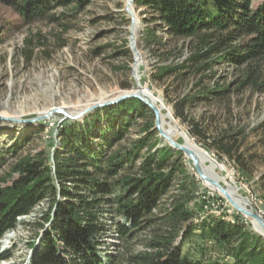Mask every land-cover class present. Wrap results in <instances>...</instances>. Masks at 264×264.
<instances>
[{"label":"rangeland","instance_id":"obj_1","mask_svg":"<svg viewBox=\"0 0 264 264\" xmlns=\"http://www.w3.org/2000/svg\"><path fill=\"white\" fill-rule=\"evenodd\" d=\"M79 2L70 0L68 4L58 6L52 16L27 20L0 1V115L27 119L54 108L75 113L93 103L117 97L122 91H132L135 65L134 53L129 46L131 19L126 10L127 0H91L87 5ZM262 3L264 0H253V7ZM129 8L135 15L133 34L139 51L137 61L142 56L146 62L144 83L155 93H161L176 121L226 170L224 173L230 174L242 195L247 196L258 211L259 208L264 211V82H261V89L248 85L237 91L245 76V66H234L220 59H215L201 75L193 70L183 77L179 74L184 72L183 69L159 77V66L181 63L198 49V39L170 36L145 5L133 1ZM138 22L140 27L136 30ZM260 69L264 76V62ZM217 83L230 84L232 91L222 99L204 91ZM186 94H199L196 102L188 107V114L189 118L198 120L202 128L208 129L207 132H216L226 126L243 129L242 149L254 156L257 166L252 175L239 170L228 157H219L214 149L208 148L204 133L192 136V120L175 116L174 103ZM129 119L117 121L116 128L123 134L105 153L113 148L128 147L150 132V142L160 140L157 148L167 143L155 127L145 131L148 122L155 123L154 113L147 112L144 116L133 113ZM72 121L61 113L33 123L0 120V182L11 185L19 177L18 173H12V168L25 155L47 157L48 164L54 169L53 152L60 146L59 129ZM20 137H23L22 141L13 149ZM146 153L147 147L141 149L137 157L133 155V160L126 162L120 173L138 172ZM181 160L185 174H177L166 198L181 194V180L194 191L188 204L193 218L181 224L176 239L182 254L193 261L234 264L227 247L208 234L202 235L200 225L204 220L221 218L231 223L240 222L262 240L264 235L255 228L249 216L200 179L193 162L183 152ZM4 177H7L6 182H3ZM120 193L121 189L117 187L115 195ZM49 202L45 199L30 214L19 217L17 226L0 238V256L10 253L6 258H0V264H32L34 250L48 225L42 212L49 207ZM162 216L167 214L157 210L151 221L146 220L140 228L121 236L119 222L126 226L129 223L113 208L107 210L103 217L107 225L103 238L105 251L114 255L118 262L132 264L128 261L129 256L149 252L155 233L163 232L169 226ZM190 223L191 230L183 237L185 227Z\"/></svg>","mask_w":264,"mask_h":264},{"label":"trees","instance_id":"obj_2","mask_svg":"<svg viewBox=\"0 0 264 264\" xmlns=\"http://www.w3.org/2000/svg\"><path fill=\"white\" fill-rule=\"evenodd\" d=\"M0 1L27 20L52 16L58 6L70 2ZM89 2L91 0H80L79 3L87 5ZM135 3L151 9L170 36L197 38L199 42L198 49L181 63L159 66V77L183 69V73L179 72L183 77L193 70L201 75L215 59H220L234 66H245V76L237 91L248 85L261 89V82H264L260 69L264 62V3L257 7H253V0H135ZM204 91L222 99L232 91V86L217 83ZM199 97V94H186L179 98L174 103L175 116L192 120V136L204 133L208 148L214 149L219 157H228L239 170L252 175L257 166L254 156L242 149V128L226 126L216 132H207L198 120L189 118L188 107ZM147 112L153 113L144 102L131 98L99 108L87 114L83 121L74 120L61 127L58 132L60 146L53 152L54 169L47 157L25 155L19 158L12 168V173H18L19 177L11 185L0 182V238L17 226L19 217L30 214L41 201L48 199L49 207L42 212L48 225L34 250L32 264H104V261L123 264L104 249L105 212L113 208L129 223L126 226L119 222L118 226L120 235L126 236L132 229L140 228L144 221H151L155 211L162 210L167 214L162 217L169 226L155 233L149 252L129 256V263L210 264L183 255L176 241L181 224L193 218L188 204L194 191L187 188V182L181 180V194L166 198L177 174H185L182 152L167 143L157 148L160 140L150 142V132L128 147L113 148L105 153L123 134L116 128L119 119L127 120L133 113L144 116ZM154 127V121H150L145 131ZM22 138L16 140L13 149ZM146 147L139 171L121 174V167ZM6 179L4 177L3 182ZM117 187L121 193L115 195ZM200 228L202 235L208 234L228 248L234 264H264V240L245 224L213 218L204 220ZM190 230L191 223L185 227L183 237ZM8 255L9 252L0 258Z\"/></svg>","mask_w":264,"mask_h":264},{"label":"bare ground","instance_id":"obj_3","mask_svg":"<svg viewBox=\"0 0 264 264\" xmlns=\"http://www.w3.org/2000/svg\"><path fill=\"white\" fill-rule=\"evenodd\" d=\"M129 2L130 0H127L128 4ZM139 27H140V23L138 22L135 25L136 30H138ZM145 65L146 62L144 58H142L141 56V58L138 59V61L135 64V70L133 76L134 88L132 89V91L126 90V91H122L121 93L123 92L139 93L144 98H146L151 103H153L157 107L160 114L161 129L167 134L171 135V137L174 140H177L179 143L183 144L186 148H188L193 153L194 157L198 160V164L203 170V172L207 174L210 178L218 181L219 184H221L223 187H225L229 195L232 197L233 201L236 204L245 206L246 202L241 197L242 196L241 188L233 181V179L230 177V174L224 173L226 170L218 164V162L213 158V156L210 153L207 152V150L204 147L197 144L195 140H193L190 137L188 132L176 121L171 108L168 106V104H166L161 93L160 94L155 93L153 90L148 88L147 85L144 83L143 80L146 70ZM70 113L74 114L73 112ZM207 184H209V187L215 191H218L220 189L215 187L208 181ZM259 211L264 216V211L261 208H259ZM250 220L252 224L255 226V228L261 234H263V231L261 227L257 224V222L251 219V217Z\"/></svg>","mask_w":264,"mask_h":264},{"label":"water","instance_id":"obj_4","mask_svg":"<svg viewBox=\"0 0 264 264\" xmlns=\"http://www.w3.org/2000/svg\"><path fill=\"white\" fill-rule=\"evenodd\" d=\"M133 1H135V0H130L128 6L126 7V10H127L129 17L131 19V30H130L131 34L129 37V46L134 53V65H135L137 58H138V55H139V51L136 49V45L134 43L133 25L135 23V15L129 8L130 3H132ZM133 74H134V71H133ZM131 98H137V99L141 100L142 102H144L147 106H149V108L152 110V112L155 115V128L159 131L160 136L164 138V140L168 143V145L175 150L182 151L187 158L192 160V162H193V164L197 170V175L200 177V179H202L204 182L208 181L212 185H214L215 187L220 188L218 190V192L224 198H226L228 200V202H230L238 211H240L241 213H243L247 216H250L253 220H255L257 222V224L261 227V229L263 231V235H264V217L260 214V212L258 211L256 206L252 203V201L247 196L242 195L241 196L242 199H244V201L246 202L245 206L240 205V204H236L233 201L232 197L229 195V193L225 187H223L221 184H219L218 181L210 178L207 174H205L203 172V170L201 169V167L198 164V160L194 157L193 153L188 148H186L183 144L179 143L177 140H174L171 137V135L167 134L166 132H164L161 129L160 114H159L157 107L153 103H151L149 100L144 98L142 95H140L139 93L123 92V93L119 94L117 97H114L112 99L93 103L90 106H88L87 108L81 110L78 113H74V114L70 113L69 111L65 110L64 108H54V109H51V110H49V111H47V112H45L39 116L32 117V118L23 119V118L7 117V116L0 115V120L33 123V122H40V121L46 120L47 118L53 116L55 113H61L68 119L80 121V120H83L87 114L95 111L98 108L109 106V105H114V104H119V103L124 102L128 99H131Z\"/></svg>","mask_w":264,"mask_h":264}]
</instances>
